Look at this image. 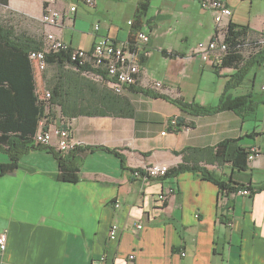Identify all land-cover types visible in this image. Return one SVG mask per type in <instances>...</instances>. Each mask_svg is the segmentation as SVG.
<instances>
[{
  "label": "crops",
  "instance_id": "0c3cea01",
  "mask_svg": "<svg viewBox=\"0 0 264 264\" xmlns=\"http://www.w3.org/2000/svg\"><path fill=\"white\" fill-rule=\"evenodd\" d=\"M42 1L7 0L6 5L39 21L44 30ZM222 1L232 9L229 21L254 31L264 28V0ZM71 2L55 3L62 18L47 29L75 48L92 49L98 35L127 42L137 31L150 32L138 51L141 67L134 87L116 96L90 73L87 80L68 72L69 81L57 96L63 111L58 103L52 105L46 127L65 123L79 149L115 148L124 161L103 148L80 150L79 176L72 183L58 178L56 136L49 146L24 152L13 171L0 173V233H7L0 264H95L103 254L105 264H264V64L231 89L232 95L250 92L259 100L252 115L242 118L231 109L193 115L137 88L203 106L217 104L224 75L235 69L224 67L216 74L196 52L199 41L214 35L212 11L199 0H151L138 25V0H96L93 8L79 0L69 11ZM155 82L160 86L153 87ZM129 103L133 114L122 115ZM172 118L183 124L173 126ZM225 139L230 154L238 147L260 149L243 169L229 162L206 163L198 152L190 163L198 162L231 185L249 186V195L224 194L198 171L146 181L133 174L150 163L172 168L182 161V148L215 146ZM8 158L0 152V163ZM162 192L166 198L159 200ZM113 222L119 231L110 239Z\"/></svg>",
  "mask_w": 264,
  "mask_h": 264
},
{
  "label": "trees",
  "instance_id": "16d2710c",
  "mask_svg": "<svg viewBox=\"0 0 264 264\" xmlns=\"http://www.w3.org/2000/svg\"><path fill=\"white\" fill-rule=\"evenodd\" d=\"M0 4L6 5L7 0H0ZM150 4L151 0H138L135 20L138 25L146 16ZM134 35L130 36L128 43L131 44L133 42ZM223 42L226 44V49L222 63L219 66H214V71L219 74V71L224 67H232L235 70L228 75H224L227 79L223 93L216 105L203 106L197 102H184L182 99L171 98L163 93H153L149 89L140 87L137 90L153 95V97L164 98L177 104L184 112L193 115L216 113L224 109H231L242 118L252 115L257 108L259 100L250 92L232 95L231 89L233 90L242 85L249 70L264 64V28L254 31L247 25H238L230 21L225 27ZM43 48L47 49L44 33L42 37L33 36L25 30H16L13 25L0 21V152L6 153L9 157L6 162L0 163V173L13 171L17 167L18 158L29 148L39 145L33 144L34 136L39 129L41 120L44 121L42 129L46 130L48 123H50L49 119L53 118L51 114L52 105L58 103L62 106L63 111V105L61 101H57V96L60 95L58 89L62 91L65 81H69L68 72H73L87 80L90 77L86 76V74L90 73L107 85L108 78L103 67H93L91 62L80 63L72 60L69 55V49L57 51L49 49L45 53V68L40 72L42 73V80L41 88H39L36 82L37 73L33 66V60L30 58V52ZM141 61L143 60L141 59ZM134 86L135 83L129 87ZM107 88L116 96H120L123 93L115 92L110 87ZM46 92L50 96L44 99L42 95L44 96ZM65 92L69 93V89L65 90ZM128 105L129 108L122 115L130 116L133 114L134 107L130 103ZM87 112L90 113L89 111ZM92 113L103 114L106 112L94 110ZM182 124L181 120H177V127ZM62 127L69 128L65 123ZM228 145L229 139H225L215 146L203 148L184 147L180 151L182 161L176 166L169 168L163 177L173 176L185 171H198L203 180L212 181L224 194L237 192L238 189L243 187L250 189L245 184L234 183L231 185L229 182L221 181L205 167L198 166L196 161L190 163L191 155L198 152L206 163L219 165L229 162L232 167L243 169L247 165L248 150L245 147H238L230 154L227 151ZM94 147L115 153L120 156L123 164L124 158L117 149L104 148L99 145ZM94 147L85 146L83 149L92 150ZM83 149L75 146L65 153L61 154L60 151L55 153L59 170L58 178L60 180L72 183L78 180L77 152Z\"/></svg>",
  "mask_w": 264,
  "mask_h": 264
},
{
  "label": "built area",
  "instance_id": "2783aa9c",
  "mask_svg": "<svg viewBox=\"0 0 264 264\" xmlns=\"http://www.w3.org/2000/svg\"><path fill=\"white\" fill-rule=\"evenodd\" d=\"M58 0H43V12L40 20L44 26V38L47 49H38L30 52V58L33 60V66L36 73H40L45 68V53L51 49L67 50L69 49V55L72 60L80 63L91 62L93 67L101 66L106 70L108 78L107 85L115 92H123L126 87L133 85L138 80L140 72L139 56L143 45L147 44L150 39L149 31H137L134 35V40L130 44L123 41H117L107 35H98L93 45V48L86 50L84 48H75L69 43L63 41L54 32L47 29L57 23L59 18H62L61 11L55 6ZM76 1L72 0L68 10H76ZM88 7H94L96 0H80ZM204 9H208L214 13L215 20V32L214 38H210L207 42L201 43L200 41L196 45V52L201 57V60L208 62L213 66H219L222 63L223 54L225 53L226 44L223 42L225 36V27L227 25L232 14V9L222 0H199ZM227 20V22H225ZM130 23V22H128ZM226 23V24H224ZM94 30H99V24L95 23ZM216 36V37H215ZM131 47V48H130ZM161 82L153 83V87H159ZM264 90V84L261 86ZM50 96L48 92L42 97L45 99ZM176 119H171V124L176 126ZM164 133V131L162 132ZM53 136H56V147L60 152H66L76 146L67 128L54 127L49 129H42L39 127L34 136V144L41 146H49L52 143ZM259 146L254 145L248 149V160H252L259 151ZM168 165L166 163H150L139 168H134L133 174L136 178L146 181L148 178L163 177L168 172ZM236 193L249 195V190L245 187L238 189ZM166 193L162 192L158 195L159 200H164ZM115 207H120V203L115 201ZM141 225H137L140 228ZM119 226L118 222H113L109 226V238L114 239L118 235ZM6 231L0 233V250L5 249L6 245ZM184 255V253H182ZM129 258H133L131 254ZM95 264H105V256L100 255Z\"/></svg>",
  "mask_w": 264,
  "mask_h": 264
},
{
  "label": "rangeland",
  "instance_id": "374dc122",
  "mask_svg": "<svg viewBox=\"0 0 264 264\" xmlns=\"http://www.w3.org/2000/svg\"><path fill=\"white\" fill-rule=\"evenodd\" d=\"M0 21L2 23L13 25L16 30H25L33 36L42 37L44 33V30L39 21L30 20L29 18H27V16L19 12H14V10L10 9L7 5L0 4ZM194 42H196V40ZM200 42L205 43L207 41L201 40ZM41 80L42 73H38L36 82L39 88H41Z\"/></svg>",
  "mask_w": 264,
  "mask_h": 264
}]
</instances>
